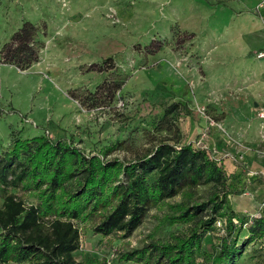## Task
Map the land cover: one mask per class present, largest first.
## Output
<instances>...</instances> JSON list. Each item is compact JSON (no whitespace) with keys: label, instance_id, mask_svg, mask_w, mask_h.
Instances as JSON below:
<instances>
[{"label":"rangeland","instance_id":"1","mask_svg":"<svg viewBox=\"0 0 264 264\" xmlns=\"http://www.w3.org/2000/svg\"><path fill=\"white\" fill-rule=\"evenodd\" d=\"M222 6L237 12L235 4L218 0H0V53L24 22L47 26V36L41 38L46 47L29 69L4 64L0 58V153L15 138L38 135L66 139L86 154L107 153L108 160L125 162L144 156L164 139L203 148V138L213 136L222 141V151L255 149L244 144L257 135L264 139V106L252 85L244 82L242 58L226 48L229 18ZM256 10L261 11L260 5ZM155 42L162 43L161 50L149 51ZM106 60L109 69L88 71L94 64L104 67ZM112 81L123 83L113 100L105 102L104 93L100 107L89 108L97 88ZM178 103L169 115L178 127L156 130L154 118L161 119ZM229 160L222 165L234 163ZM233 165L251 182H234L232 208L261 218L264 189L254 176L259 172ZM206 189L200 187L194 200L201 201ZM12 192L28 205L38 203L30 190ZM183 199L180 195L152 206L128 237L95 234L98 216L75 222L81 233L75 258L169 264L153 244L174 243V236L188 232L189 224L171 226L166 220ZM223 228L222 221L204 237L197 264H206L205 255L217 252ZM247 229L243 226L238 238L240 246L247 243L236 264H264V237L250 242ZM132 250L141 251L143 258L120 259Z\"/></svg>","mask_w":264,"mask_h":264},{"label":"trees","instance_id":"2","mask_svg":"<svg viewBox=\"0 0 264 264\" xmlns=\"http://www.w3.org/2000/svg\"><path fill=\"white\" fill-rule=\"evenodd\" d=\"M46 36V25L24 22L3 45L1 62L29 69L39 61L46 47L41 38ZM149 47L151 52L159 51L162 43ZM103 64H94L88 71L101 73L111 67L109 60ZM122 87L121 82H105L93 94L95 102L89 108L100 107L104 93L105 102H111ZM179 105L169 106L161 119L154 118L156 130L164 125L170 130L178 127L169 115ZM105 155L86 154L71 141L52 140L47 135L15 138L0 153V264H108L106 258H75L81 238L75 222L98 216L95 234L128 237L152 206L180 195L183 201L173 206V214L166 220L171 226L189 224L188 232L174 236V243L153 244L169 264H197L203 239L218 222L225 224L220 247L205 255L206 264H236L247 243L238 244L243 226L248 227L250 242L264 237V213L261 218L243 215L230 203L234 182L249 183L251 179L238 171L227 172L222 165L225 158L212 151L164 139L131 162L108 160ZM20 187L30 190L38 203L28 205L12 192ZM200 187L207 189L205 197L197 201L194 195ZM138 251L124 252L120 259L140 260L143 255Z\"/></svg>","mask_w":264,"mask_h":264},{"label":"crops","instance_id":"3","mask_svg":"<svg viewBox=\"0 0 264 264\" xmlns=\"http://www.w3.org/2000/svg\"><path fill=\"white\" fill-rule=\"evenodd\" d=\"M200 1L207 2L208 0ZM218 1H228V3L235 4L237 12H234L233 7H221L222 9H226L228 13L227 16L229 18L227 22L228 46L226 48L229 50L230 54H233L234 57L242 58L244 82L252 85V89L258 93V96L261 98V102L264 106V58L257 59L254 55V53L258 50H264V3L262 4L264 0ZM259 5L261 11L257 12L256 8ZM180 14H182V11ZM262 114L264 115V112H262ZM262 118L264 119V117ZM217 140L213 136H207L205 139L203 138L202 146L207 148L209 151L214 152L217 156L223 158L226 156V158H230L229 161H233L236 164H242L251 174L259 172V174H255L254 176L258 175L259 184L264 189V139L257 135V138L253 142L249 141L247 143L245 141L244 144L245 147H255V149H247L244 151L240 150L236 152L229 150H227L228 152L222 151L224 150V146H222L223 143L221 140ZM220 146L222 147L221 150H219ZM233 164L228 166L224 165V168L230 171L231 167H234V173H237V171L240 172L237 169V166L235 167ZM251 178L252 181L257 179V177ZM246 195L248 194L246 193ZM263 209L264 207L262 210Z\"/></svg>","mask_w":264,"mask_h":264},{"label":"built area","instance_id":"4","mask_svg":"<svg viewBox=\"0 0 264 264\" xmlns=\"http://www.w3.org/2000/svg\"><path fill=\"white\" fill-rule=\"evenodd\" d=\"M257 57H258L259 59H263V58H264V50L259 51ZM120 105L122 106L123 104L121 103ZM261 116L264 117L263 114H262ZM203 148L206 149V150H208V149L205 148V147H203ZM208 151H209V150H208ZM224 158H226V156H225ZM263 205H264V204H263ZM217 225H218L219 227L222 226L221 222H218Z\"/></svg>","mask_w":264,"mask_h":264}]
</instances>
